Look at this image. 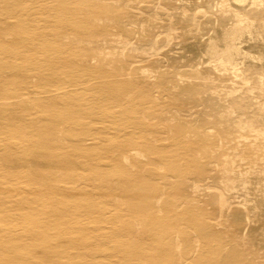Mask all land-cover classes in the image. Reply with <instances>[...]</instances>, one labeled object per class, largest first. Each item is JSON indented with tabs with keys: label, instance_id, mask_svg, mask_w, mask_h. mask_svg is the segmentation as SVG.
Here are the masks:
<instances>
[{
	"label": "rangeland",
	"instance_id": "rangeland-1",
	"mask_svg": "<svg viewBox=\"0 0 264 264\" xmlns=\"http://www.w3.org/2000/svg\"><path fill=\"white\" fill-rule=\"evenodd\" d=\"M257 4L264 0H0V264H264V93L258 90L264 86V16L246 11ZM26 20L44 26L47 39L58 40L57 49L74 65L86 59L92 79L143 83V98H152L147 107L156 111L142 139L157 136L164 145L158 158L139 156L135 164L103 155L95 162L102 170L105 162L127 171L136 166L144 183L152 178V187L109 191L116 176L104 171L95 177L103 190L83 196L86 201L55 197L57 212L65 210L71 220L58 227L57 237L49 231L42 240L45 223L39 219L45 215L27 202L32 194L26 186L33 184L25 176L31 171L24 161L28 145L8 134L23 128L34 133L17 104L39 84L28 72L13 76L14 84L5 82L20 65L16 45L32 46L17 29ZM82 23L90 26L87 32H80ZM92 34L98 42L88 44ZM123 65L129 71L121 72ZM22 79L25 86L16 83ZM3 89L19 92L5 97ZM7 112L24 119L10 127ZM162 115H171L170 123L186 119L195 130L168 132L156 118ZM132 117L146 122L137 113ZM120 121L107 119L113 126ZM124 136L119 132L111 142ZM55 137L70 146L69 137ZM72 161L57 171L60 184L71 178L66 169L82 159ZM66 182L80 183L75 177ZM147 191L151 207L136 201ZM89 204L93 209L85 215L82 206ZM252 240L258 245L254 253ZM65 241L74 247L63 248ZM57 242L58 255L51 249ZM44 250L54 256L41 258Z\"/></svg>",
	"mask_w": 264,
	"mask_h": 264
},
{
	"label": "bare ground",
	"instance_id": "bare-ground-1",
	"mask_svg": "<svg viewBox=\"0 0 264 264\" xmlns=\"http://www.w3.org/2000/svg\"><path fill=\"white\" fill-rule=\"evenodd\" d=\"M41 8L43 9V6H41ZM6 10L7 8H5V11ZM246 11L247 13L254 12L252 14L260 15L263 18L264 4L253 5ZM236 17L238 18L239 15ZM121 18L122 17L118 18L119 24L121 23L123 26L124 20L122 19L123 22H121ZM81 25L85 28H81L80 32H87V29H90L87 23H82ZM17 29L23 30V32L28 35V38L32 41V46L24 49L22 46L19 47L16 45V49L18 50L16 56L20 65H18V71H16L15 74L6 76L5 82L9 81L10 84H14L12 79L13 76L28 72L34 76L33 79H35L37 81L36 83L39 85L29 91V99H20L17 104V107L21 111H25V113H27L26 116L30 118L29 121L32 123H30L29 128H32L34 133H30L26 128H23L9 130L8 134L21 137L24 139L26 145H28L26 148L27 158L24 160L26 163H24L32 167L30 168L27 166L28 169L31 171L35 170V172L27 171L25 174L28 178L27 180L33 183L26 186V188L29 187V192L32 194V197H30L31 199H27V202L35 205L33 207L36 208V211L41 212L40 215H45V217L39 219L41 222L43 221V223H45L43 227L45 231L42 232L39 237V239L42 240L41 236L49 231L54 232L57 237L58 227L61 226L62 223L65 224L71 220L65 210L59 209L61 214L57 212L56 209L58 207L55 206V197L66 194L67 201L71 198H74L73 200L75 201H86L87 199L82 200L83 196L89 194L93 195L95 191L103 190L101 183H95V181H97L95 177H104V171L111 172L116 176L111 184L107 186L109 191L123 189L126 191L133 190L132 193H135L136 191L139 192L140 190H147L152 187V178L151 180L145 178L147 183H144V178L141 173H138V168L136 166L131 169V171H127L125 167L118 166L117 163L116 167H113L114 163L109 167L107 166V162H105L101 165L103 167L106 165L105 169L102 170L100 165H97L95 162L102 161L103 155L114 162L131 161L135 164L139 162L137 159L139 156L145 157L146 155H153L156 157L161 154L164 145L160 137L157 136H151L152 138L150 139H142L145 130L147 129V132L150 131V125L146 124L148 122L147 119L150 113L153 114L156 111L152 109L151 106L147 107V104L151 102L152 98L151 96L143 98L146 89L142 86L143 83L140 84L135 80L131 82L123 81L118 77L112 78L109 81L99 82V79L94 80L91 78V74L88 71L91 69L86 64V59L80 61L83 67L74 68L80 65L79 62L76 63L77 65H74L70 60L68 61V58L65 57V53L59 51L56 47L60 42L56 39L50 41L47 39L44 33L46 30L44 26L34 27L31 20H26L22 28L18 27ZM87 42L88 44L97 43V35H90ZM235 51L237 54L240 52L237 47ZM0 54L2 53L0 52ZM231 55H234V53ZM6 63H11L7 57L5 58V64ZM115 63H117V61ZM131 68L132 67H130V69ZM109 70L111 69L109 68ZM120 70L121 72L129 71V65H123ZM127 75H129V73ZM16 83L25 86L27 81L22 79L18 80V82L16 81ZM262 85L258 87V90L264 93V86ZM18 87L22 88L21 86ZM18 92L19 89L13 91L3 89L1 94L6 97V95L10 93L14 95V93L17 94ZM175 102L178 104L177 100ZM242 102L243 99L236 102V107L239 108V111L245 106ZM136 106L142 107L141 111H134ZM114 109H118V111H114ZM2 110L6 111L7 109L3 107ZM260 111L262 115H264V105L260 108L259 112ZM14 113H6L8 114L7 117L9 120L6 125L10 127L14 126L15 123L18 124V122L24 119L17 113ZM134 113L139 114L146 122L142 119L133 122L134 119L132 115H134ZM109 117L113 119L120 117V125L113 126L108 123L107 119ZM221 117H218L219 120ZM156 118L164 125V128L171 133H182V130L187 129L195 130L192 125H188V121L184 122L186 119H175L170 123L168 120L170 121L172 119L171 115H162ZM240 122L247 127H252L253 125L250 121ZM189 123L191 122L189 121ZM201 123H203V121H201ZM119 132H124V139L116 143L111 142L117 137ZM59 134L69 137L71 141L66 142H68L70 146L63 144L59 137H55ZM33 135H35V138H31ZM20 152L21 150H19V153ZM72 159H82V161H75V165L72 169H66L71 178L65 181L62 180L61 185L57 176V171L63 169L64 165L67 166L72 163ZM42 161H45L47 164V169L45 171L41 169L43 166ZM84 176L86 178L88 176L87 180H85ZM74 177L80 183L72 187H66L65 185L69 184L66 181H70ZM88 181L90 183L86 184ZM139 183H142L144 186L140 188ZM135 188H139V190ZM149 192L150 191L145 192L146 195H139L136 201L142 203L145 207L153 206L154 203H151L153 197L151 198V195L148 194ZM258 196L257 198L260 199L261 196ZM260 201H262V199H260ZM220 203L222 206H227L223 201H220ZM82 208L87 209V211H84L86 215L91 212L93 205H85L82 206ZM261 208L264 217V205H261ZM227 210H229V207ZM245 218L248 220L247 217ZM248 225L249 223L245 224L242 228L248 229ZM255 234L256 233H254V237ZM236 238L240 241H244L238 234H236ZM70 242L74 243L76 241ZM70 242H63V248L66 247L65 249H69L70 247H74ZM248 243L249 242H247V244ZM250 245L252 246L251 253H254L258 245L254 243L253 240L250 242ZM58 247L61 246L58 245L57 242L54 247L51 248L56 251L57 255ZM47 252V250H44L41 253L39 252L38 255L45 259L54 256L49 255Z\"/></svg>",
	"mask_w": 264,
	"mask_h": 264
}]
</instances>
